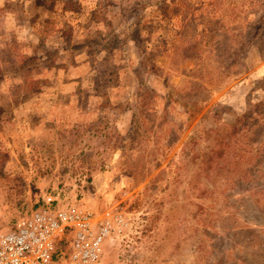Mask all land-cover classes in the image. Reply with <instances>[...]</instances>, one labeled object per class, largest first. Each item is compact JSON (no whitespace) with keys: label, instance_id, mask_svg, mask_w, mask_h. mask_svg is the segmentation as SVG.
<instances>
[{"label":"rangeland","instance_id":"rangeland-1","mask_svg":"<svg viewBox=\"0 0 264 264\" xmlns=\"http://www.w3.org/2000/svg\"><path fill=\"white\" fill-rule=\"evenodd\" d=\"M49 194L96 264H264V0H0V232Z\"/></svg>","mask_w":264,"mask_h":264},{"label":"built area","instance_id":"built-area-1","mask_svg":"<svg viewBox=\"0 0 264 264\" xmlns=\"http://www.w3.org/2000/svg\"><path fill=\"white\" fill-rule=\"evenodd\" d=\"M54 200L47 195L43 206L0 232V264L97 263L112 220L95 218L76 202L53 207Z\"/></svg>","mask_w":264,"mask_h":264},{"label":"trees","instance_id":"trees-1","mask_svg":"<svg viewBox=\"0 0 264 264\" xmlns=\"http://www.w3.org/2000/svg\"><path fill=\"white\" fill-rule=\"evenodd\" d=\"M234 150V148L230 145V143L226 142L223 138L222 140L220 141V147L214 151L213 153H211L209 156L211 157V161L219 158V157H222L225 153V151L227 153H230ZM242 149H238V152H241Z\"/></svg>","mask_w":264,"mask_h":264}]
</instances>
